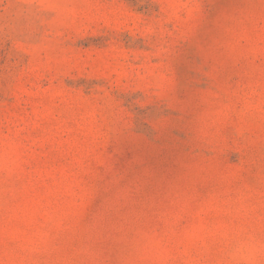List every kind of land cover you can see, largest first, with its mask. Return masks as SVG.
I'll list each match as a JSON object with an SVG mask.
<instances>
[{"label": "rangeland", "instance_id": "rangeland-1", "mask_svg": "<svg viewBox=\"0 0 264 264\" xmlns=\"http://www.w3.org/2000/svg\"><path fill=\"white\" fill-rule=\"evenodd\" d=\"M0 264H264V0H0Z\"/></svg>", "mask_w": 264, "mask_h": 264}]
</instances>
